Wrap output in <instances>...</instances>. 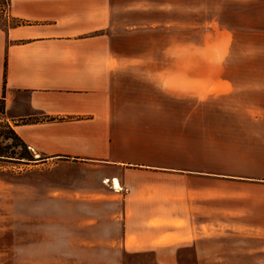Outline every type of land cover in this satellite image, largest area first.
Returning <instances> with one entry per match:
<instances>
[{"label":"crops","instance_id":"0c3cea01","mask_svg":"<svg viewBox=\"0 0 264 264\" xmlns=\"http://www.w3.org/2000/svg\"><path fill=\"white\" fill-rule=\"evenodd\" d=\"M120 1L9 0L0 26V120L80 178L45 194L77 215L61 259L264 264V0H187L186 62L116 59Z\"/></svg>","mask_w":264,"mask_h":264},{"label":"rangeland","instance_id":"374dc122","mask_svg":"<svg viewBox=\"0 0 264 264\" xmlns=\"http://www.w3.org/2000/svg\"><path fill=\"white\" fill-rule=\"evenodd\" d=\"M138 1L131 0V9L117 2L110 21L111 30L100 31V35H105L100 44L114 46L116 59L127 56L186 62L187 0H144L146 3L142 5L135 4ZM161 2L173 4L161 9ZM7 22L0 14V24L6 26ZM10 22L15 24L18 20ZM175 107L186 108V103L179 102ZM168 119L180 125L187 123V118L183 117ZM184 132L186 135L185 129ZM0 142L9 144L12 139L1 138ZM32 164L0 160V264H74L61 259L76 249L66 241L61 242L60 228L64 226L66 231L67 224L77 215L51 211L52 207L46 206L51 200L46 199L45 194L57 187L74 186L80 178L74 172L54 175L50 168L39 169ZM126 264L153 263L129 259Z\"/></svg>","mask_w":264,"mask_h":264},{"label":"trees","instance_id":"16d2710c","mask_svg":"<svg viewBox=\"0 0 264 264\" xmlns=\"http://www.w3.org/2000/svg\"><path fill=\"white\" fill-rule=\"evenodd\" d=\"M2 5H6L8 8L9 0H0V14L5 15L7 10L6 7H2ZM18 23H13L11 25H18ZM0 26L4 27L0 24ZM5 94V91H4ZM4 95L0 98V114L3 115L5 113V100ZM57 118L49 117V116H41V117H30L27 120H24L25 123L30 122H38V121H53ZM3 138L5 140L12 139L11 143H1L0 142V160L13 162L14 164L21 163H31L36 158L31 153L27 144L19 137V135L15 132L12 126L5 120H0V139ZM16 148H20V150H16Z\"/></svg>","mask_w":264,"mask_h":264},{"label":"bare ground","instance_id":"6f19581e","mask_svg":"<svg viewBox=\"0 0 264 264\" xmlns=\"http://www.w3.org/2000/svg\"><path fill=\"white\" fill-rule=\"evenodd\" d=\"M116 187H119V183L117 181H115Z\"/></svg>","mask_w":264,"mask_h":264}]
</instances>
